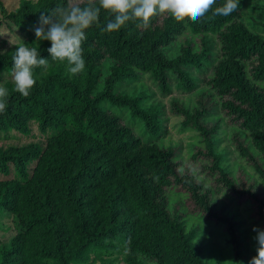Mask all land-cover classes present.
I'll use <instances>...</instances> for the list:
<instances>
[{"label":"trees","instance_id":"1","mask_svg":"<svg viewBox=\"0 0 264 264\" xmlns=\"http://www.w3.org/2000/svg\"><path fill=\"white\" fill-rule=\"evenodd\" d=\"M223 2L196 22L165 13L148 28L129 22L110 33L101 31L111 18L102 10L99 25L86 30L85 68L72 75L32 30L40 12L64 0H17L10 9L0 1L1 23L23 36L0 50L1 86L9 92L0 139L31 136L32 124L43 138L0 145V264H209L201 237L215 231L226 237L231 264H247L243 221L213 195L247 194L264 228V200L254 189H264V20L250 28L238 12L214 16ZM22 43L49 59L33 70L28 97L12 80L11 58ZM142 75L161 94L170 78L193 90L191 105H169L181 116L179 130H193L198 140L185 162L177 159L180 147L157 142L166 134L162 106L149 101ZM110 107L125 110L145 137ZM214 109L245 133L254 152L230 139L256 182L237 187L218 146L220 120H204ZM196 161H204L200 170ZM255 247L253 239L252 257Z\"/></svg>","mask_w":264,"mask_h":264},{"label":"clouds","instance_id":"2","mask_svg":"<svg viewBox=\"0 0 264 264\" xmlns=\"http://www.w3.org/2000/svg\"><path fill=\"white\" fill-rule=\"evenodd\" d=\"M214 4L216 0H64L47 12H40L38 24L32 30L35 42H50L47 49L50 58L66 62L67 71L77 75L85 68L82 44L86 40V30L99 25L102 10L111 18L101 31L110 33L129 22H138L139 26L148 28L152 17L165 13L177 22L186 19L196 22L212 11ZM239 11L240 0H224L213 15L226 17ZM11 59L15 91L28 97L36 84L33 70L46 68L49 59L42 58L36 47L30 48L26 43L16 46ZM8 96V89L0 86V113L6 110ZM252 231L256 255L248 264H264V228L254 226Z\"/></svg>","mask_w":264,"mask_h":264},{"label":"rangeland","instance_id":"3","mask_svg":"<svg viewBox=\"0 0 264 264\" xmlns=\"http://www.w3.org/2000/svg\"><path fill=\"white\" fill-rule=\"evenodd\" d=\"M0 1L6 9H10L16 6L17 2V0ZM238 17H240L250 28H254L253 22H260L264 20V0H245L243 6L238 12ZM1 22L2 20H0V50L6 47V45H4L3 43L12 45L16 42L21 41L23 38L22 34L16 32L12 26V28H10L9 24L5 26V23ZM207 70L208 68L205 69L204 74L207 73ZM140 81L146 86L147 90L151 92L149 101H156L162 106L161 114L162 118L164 119L163 125L166 128V134L160 136L157 142L165 146L170 144L180 147L178 150L179 158L177 159L185 162L189 157L191 148L193 147V145H196V142L198 140L193 130L187 128L181 131L179 130V122L181 120V116L179 115V113L174 112L172 108L170 109L169 105L172 101H177L179 105H191L193 103V90L190 92L182 91L181 89L176 87L175 81L170 78L168 92L161 94V92L156 88L155 84L150 78H148L147 75H142ZM1 84L2 81L0 79V86ZM137 86L138 84H135L134 88H137ZM197 86L202 87V82H198ZM131 87H133L132 84H126L122 88L124 90H129L131 89ZM194 91L196 90L194 89ZM110 108L115 114L120 115L122 121L130 124L136 135H138L140 138L145 137V133H143L139 129V123L132 122L129 119L128 114H126L125 110L119 107ZM218 119L220 120V131L218 132L220 142L218 146L225 151L226 160L224 164H226L228 166V169L233 172L232 176L236 181L237 187H245L252 183V180L256 182L257 175L254 174L252 168L246 164L244 158L241 159L238 157V152L237 150H235L234 142L230 139L231 136L234 135L238 138V140H242L243 144L246 145L248 149L252 150L247 138L245 137V133L235 128V124L229 122L228 119L223 116L218 109H214L205 117L204 120L205 122H211ZM30 141L43 143V138L39 136L34 124L31 125V136L27 135L20 136L19 138L14 137L3 140L0 139V145H6L9 143L24 144ZM200 163H204V161H196L194 163V167L198 168V165ZM197 170L200 169L198 168ZM208 182H212V180L209 179ZM254 189L257 192L258 196L264 200V192H262V190L264 191V189L259 186H255ZM213 196L216 200L217 205L222 203L223 205L221 207H223V210H229L231 212L235 211L238 218L243 221L241 228L243 229L244 241L247 248L246 258H244L248 260L246 261L248 264L250 258L252 257V241L253 235H255L252 229L254 226L260 228L263 227V223L258 220V216L255 212V202L249 196H247V194L235 196L234 194L226 190H221ZM185 204L186 207L191 206V203L188 200H185ZM209 221L215 222L213 219H209ZM215 225H219L221 229L223 227L220 226V224L217 222H215ZM6 235H8V232L5 233L4 237ZM0 238H3V236L0 235ZM201 238L204 243V248L201 255L209 264H230V262H233L230 246L226 243V237L224 234L220 233L219 231H215L211 234L210 238H207L204 234H202Z\"/></svg>","mask_w":264,"mask_h":264}]
</instances>
